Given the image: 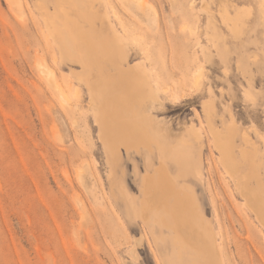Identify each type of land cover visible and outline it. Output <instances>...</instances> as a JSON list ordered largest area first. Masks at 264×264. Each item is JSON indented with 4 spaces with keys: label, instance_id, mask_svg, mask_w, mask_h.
I'll return each instance as SVG.
<instances>
[{
    "label": "rangeland",
    "instance_id": "rangeland-1",
    "mask_svg": "<svg viewBox=\"0 0 264 264\" xmlns=\"http://www.w3.org/2000/svg\"><path fill=\"white\" fill-rule=\"evenodd\" d=\"M129 1L96 3L129 45L127 62L109 67L68 56L46 24L82 0H0V264H164L169 240L124 203L141 202L143 178L163 161L175 187L195 196L222 264H264V0ZM136 65L157 100L133 103L137 144L112 147L90 83ZM216 135L231 146L234 179Z\"/></svg>",
    "mask_w": 264,
    "mask_h": 264
},
{
    "label": "bare ground",
    "instance_id": "bare-ground-1",
    "mask_svg": "<svg viewBox=\"0 0 264 264\" xmlns=\"http://www.w3.org/2000/svg\"><path fill=\"white\" fill-rule=\"evenodd\" d=\"M8 1L10 4L16 5V0ZM82 1L84 5L81 11H79L78 9V11H71L69 9H63L62 7H59V11H56L55 16L47 17L46 24L50 27L51 32L55 33L57 45L59 44L57 48H61L62 51L65 50L68 56L78 60L79 62L83 63V65H91V62L97 59L106 61V63L109 64V67H111L110 65H114V67L118 66L117 61L121 63L122 59L126 63L129 49V45L126 43V39L116 32L115 27L113 26L112 22L109 21V18L106 16L105 12L101 11V9L99 8L100 3L98 6H96L98 0ZM121 1H123L124 4H127L129 0ZM129 2L141 4L140 6L142 8H145V3H142V0H130ZM106 3L108 5L109 1H106ZM19 8L20 7H18V9ZM226 11L227 9L224 7L221 12V18L226 23H229L230 21L228 15L226 14ZM240 17L241 16H239L238 18L240 19ZM232 25L236 26L237 24L232 23ZM85 26H89L91 28L90 31H92L93 29L95 32L92 33L85 30ZM48 36L49 35L47 34V39ZM50 47L54 51V46L51 45ZM115 69H117L118 71L117 77L110 78L109 76H107L103 80H97L90 83L93 98L98 100L100 109L102 111L101 135H103V138L101 136L100 137L107 145L113 144L118 139H121L122 141H126V144L133 146L134 144H137L138 140H140L136 138V135L138 134L137 132L140 129L138 127L137 118H135V115L137 113L133 111V103L139 100L143 105L145 100L156 101L157 92L151 86L149 81L150 79L146 71L142 68H138L137 65L131 67L130 69L120 70V66ZM197 71L199 78L197 79L196 77L195 79L200 80L202 75V68L199 67ZM87 74L89 73L87 72ZM195 74L197 73L195 72ZM45 75L48 78L50 76H53L51 71L45 72ZM88 78L90 79V77ZM62 98L64 100L67 99L66 95H63ZM97 112L99 113V111ZM207 124H209L210 126L209 122ZM261 136L263 137V135ZM215 139L214 140L216 142L217 148L221 152L222 159L223 161H226L223 164L231 174L232 178H236V173H238L239 170L238 164H236L231 159L232 153L229 149V147L231 146L228 144H224L221 141L219 135H216ZM229 142L230 141H228V143ZM242 156L245 161L250 162V165L251 163L253 164L252 160H254L255 156L253 155V153L244 152ZM174 158L178 160L179 158H181V154L177 152ZM249 169H251V167ZM253 171H255L254 168ZM253 176L250 178H253ZM241 177L244 178V176ZM261 183H259V186ZM259 186L257 185V187ZM142 190L143 197L141 202H136L132 198H129V195L127 194L128 197L124 196V203L133 218L140 219L145 223L151 222L152 225H150L149 227L151 228V230L154 229L155 231L157 230L159 232V239L163 241V243H167V240H169L173 253H158L164 264H179L183 259L182 257L190 260L188 264H199V261L200 264H222V256L220 255V252L223 248L220 249L217 247L213 235L212 226L204 219V217H202L201 213L199 212L195 196L193 194L179 191L177 187H175L174 179L168 172L164 161L161 162L160 166L155 169L153 175L143 178ZM241 192L243 197L246 199L247 206L253 210V204L256 203H253L254 200L252 192L246 189L241 190ZM257 202L259 201L257 200ZM259 211L258 213H260ZM253 212H256V210ZM261 217L263 218V216ZM257 223L261 222L259 221Z\"/></svg>",
    "mask_w": 264,
    "mask_h": 264
}]
</instances>
